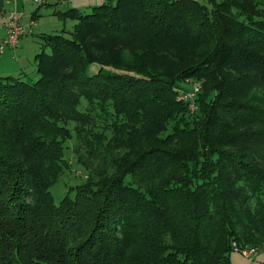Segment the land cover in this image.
<instances>
[{
    "label": "trees",
    "instance_id": "16d2710c",
    "mask_svg": "<svg viewBox=\"0 0 264 264\" xmlns=\"http://www.w3.org/2000/svg\"><path fill=\"white\" fill-rule=\"evenodd\" d=\"M54 13L77 22L38 34V78L0 75V264H231L234 242L264 246V0ZM69 149L87 177L56 204Z\"/></svg>",
    "mask_w": 264,
    "mask_h": 264
},
{
    "label": "rangeland",
    "instance_id": "374dc122",
    "mask_svg": "<svg viewBox=\"0 0 264 264\" xmlns=\"http://www.w3.org/2000/svg\"><path fill=\"white\" fill-rule=\"evenodd\" d=\"M108 1L115 2L116 0H48V3H51V5H42L37 2L29 3L31 4V6H33V10H41L42 14L36 17V27L39 26L41 28V32L51 34H65L67 36H71L77 20L71 17H62L55 14L54 11H56V8L58 10L64 11L68 8L75 7L84 13H90L93 10L94 6ZM199 1L206 2V0ZM40 41V37L37 36V48H39ZM34 54L36 55L35 51ZM154 63L155 61L153 62V64ZM27 67L28 69L25 68V70L29 74V78H32V80H36L38 78L37 76H39L36 72V61H33V64H30ZM181 83H184L185 86H189L193 89L198 88V90L195 91L194 95H190L193 92L187 91L184 92L185 96L180 95V98L186 101V103L188 104L190 113H192L193 116L198 117V106L196 104L195 98L198 96L200 89H203L204 83L200 80L192 78L186 79ZM180 91L182 92L183 90ZM66 144L70 148L72 141H68L66 142ZM66 157L70 162V169L67 170L62 178L55 182L50 188L53 200L56 204H59L64 196L68 194V192L72 191L74 193V190L71 189V186H75L81 183L87 177V171H85L84 167L77 162L76 157L72 153L71 149L66 152ZM233 245L234 250H232L230 254L231 264H264V246L240 245L237 242H234ZM252 249H254L255 251H251Z\"/></svg>",
    "mask_w": 264,
    "mask_h": 264
},
{
    "label": "crops",
    "instance_id": "0c3cea01",
    "mask_svg": "<svg viewBox=\"0 0 264 264\" xmlns=\"http://www.w3.org/2000/svg\"><path fill=\"white\" fill-rule=\"evenodd\" d=\"M25 0H0V12H8L15 10L21 13L22 22L26 27V32L20 38V44L17 48L7 47L3 52L0 51V75H24L27 66L35 62V53L37 48V36L41 32L39 26L36 27V17L41 15V10L34 9L33 6ZM40 4H50L48 0H44ZM57 9V8H56ZM36 34V35H35ZM6 35L4 22L0 20V43ZM40 46V43H39ZM13 67V68H12ZM33 69V68H32Z\"/></svg>",
    "mask_w": 264,
    "mask_h": 264
},
{
    "label": "built area",
    "instance_id": "2783aa9c",
    "mask_svg": "<svg viewBox=\"0 0 264 264\" xmlns=\"http://www.w3.org/2000/svg\"><path fill=\"white\" fill-rule=\"evenodd\" d=\"M25 1H33L37 3L44 2V0H25ZM21 18H22L21 13L15 10H10L8 12H0V20L4 22L6 29V35L3 37L0 43L1 52H3L7 47L17 48L19 46L20 38L26 32V27L23 24ZM196 90H198V88H195L194 92L191 93L190 95H194ZM183 96H185V93L183 94ZM251 251H255V250L252 249Z\"/></svg>",
    "mask_w": 264,
    "mask_h": 264
}]
</instances>
